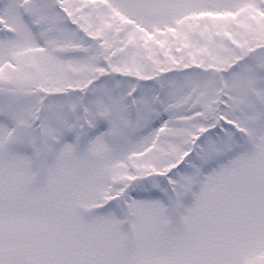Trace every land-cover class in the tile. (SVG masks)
<instances>
[{"label": "snow or ice", "instance_id": "1", "mask_svg": "<svg viewBox=\"0 0 264 264\" xmlns=\"http://www.w3.org/2000/svg\"><path fill=\"white\" fill-rule=\"evenodd\" d=\"M0 264H264V0H0Z\"/></svg>", "mask_w": 264, "mask_h": 264}]
</instances>
